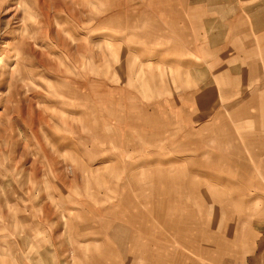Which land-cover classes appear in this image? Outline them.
<instances>
[{"label":"rangeland","instance_id":"374dc122","mask_svg":"<svg viewBox=\"0 0 264 264\" xmlns=\"http://www.w3.org/2000/svg\"><path fill=\"white\" fill-rule=\"evenodd\" d=\"M263 221L264 0H0V264H249Z\"/></svg>","mask_w":264,"mask_h":264},{"label":"crops","instance_id":"0c3cea01","mask_svg":"<svg viewBox=\"0 0 264 264\" xmlns=\"http://www.w3.org/2000/svg\"><path fill=\"white\" fill-rule=\"evenodd\" d=\"M259 229L261 230V231H260L261 235L264 234V221L261 222V226H260ZM261 235H260V236H261ZM262 236H263V239H264V235H262ZM263 242H264V240H263ZM258 249H259V248H258ZM249 258H250V262H248L249 264H264V260H263V258L260 257V256H257V254H255L254 257L250 254V255H249Z\"/></svg>","mask_w":264,"mask_h":264}]
</instances>
